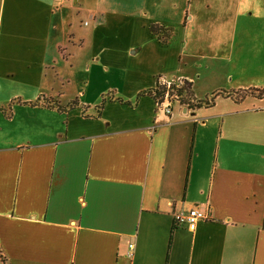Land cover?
<instances>
[{
  "label": "crops",
  "instance_id": "obj_1",
  "mask_svg": "<svg viewBox=\"0 0 264 264\" xmlns=\"http://www.w3.org/2000/svg\"><path fill=\"white\" fill-rule=\"evenodd\" d=\"M251 58L264 0H0V264H264ZM158 78L212 103L166 114Z\"/></svg>",
  "mask_w": 264,
  "mask_h": 264
},
{
  "label": "built area",
  "instance_id": "obj_2",
  "mask_svg": "<svg viewBox=\"0 0 264 264\" xmlns=\"http://www.w3.org/2000/svg\"><path fill=\"white\" fill-rule=\"evenodd\" d=\"M183 80L178 81H166L162 78L156 80L157 85L165 87L164 93L155 99L156 106L159 109H162L166 114L170 113L171 106L170 104L174 101L179 102V96L174 93L175 88H179L182 85ZM181 104V103H180ZM182 105V104H181ZM188 107V105H184ZM207 214L205 211L199 210L198 208H190L186 211H178L174 213V219L177 223H188L192 224L198 219L206 218ZM132 248V245H130Z\"/></svg>",
  "mask_w": 264,
  "mask_h": 264
},
{
  "label": "trees",
  "instance_id": "obj_3",
  "mask_svg": "<svg viewBox=\"0 0 264 264\" xmlns=\"http://www.w3.org/2000/svg\"><path fill=\"white\" fill-rule=\"evenodd\" d=\"M149 30L156 34L158 31H160V27L157 25H150ZM166 34L170 33V30H166ZM190 82L183 80L182 85L179 88H175L174 93H176L180 98H179V103L182 105H188V107H200L201 105H208L212 103L213 97H210V99L205 98L204 100H194V98L191 95V87H190ZM165 91V87L161 85L155 86L153 90L147 91L149 95H151L154 99L158 98L161 96ZM245 93H255L256 96H262L264 95V88H249L247 90H243L242 95ZM240 95V97L242 96Z\"/></svg>",
  "mask_w": 264,
  "mask_h": 264
},
{
  "label": "rangeland",
  "instance_id": "obj_4",
  "mask_svg": "<svg viewBox=\"0 0 264 264\" xmlns=\"http://www.w3.org/2000/svg\"><path fill=\"white\" fill-rule=\"evenodd\" d=\"M248 62H249V64H244V66L245 67H247L248 69V72L251 74V75H259L260 76V79L261 80H257V83H261L262 85H264V79L262 78L263 77V71H261V72H258L259 70H262L263 68H264V63H259L257 60H255V59H253V58H251L250 60H247ZM239 66H228V65H223V66H220L218 69H217V71H218V75L219 76H221V78H223V79H228V80H230L231 79V77H232V80H234L235 81V79H237L238 78V70L239 69H237ZM234 68H236V69H234ZM229 73H232L233 75L231 76ZM250 78V77H249ZM253 82V81H255V80H251V78L250 79H247L245 82L246 83H248V82ZM82 89V88H81ZM82 91V90H81ZM75 93H77V92H75ZM81 94H82V92H81ZM81 94H76L75 96H74V99H77V98H79V99H81L80 98V95ZM214 96V94H210V95H208V96H204L203 98H201V99H197V100H204L205 98H208V99H210V97H213ZM196 100V99H195ZM174 106H178V104L177 103H175L174 104Z\"/></svg>",
  "mask_w": 264,
  "mask_h": 264
}]
</instances>
